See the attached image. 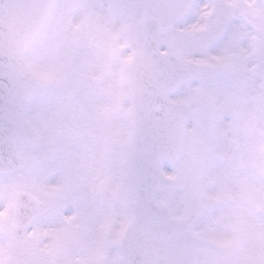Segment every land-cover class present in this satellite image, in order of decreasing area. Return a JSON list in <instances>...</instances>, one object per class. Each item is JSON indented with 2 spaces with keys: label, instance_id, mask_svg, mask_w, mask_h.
<instances>
[{
  "label": "snow or ice",
  "instance_id": "6c2138e0",
  "mask_svg": "<svg viewBox=\"0 0 264 264\" xmlns=\"http://www.w3.org/2000/svg\"><path fill=\"white\" fill-rule=\"evenodd\" d=\"M0 264H264V0H0Z\"/></svg>",
  "mask_w": 264,
  "mask_h": 264
}]
</instances>
